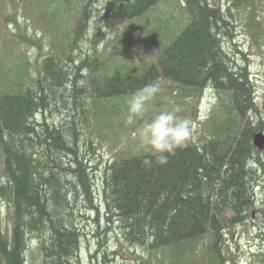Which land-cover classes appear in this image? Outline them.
I'll list each match as a JSON object with an SVG mask.
<instances>
[{
    "label": "trees",
    "instance_id": "1",
    "mask_svg": "<svg viewBox=\"0 0 264 264\" xmlns=\"http://www.w3.org/2000/svg\"><path fill=\"white\" fill-rule=\"evenodd\" d=\"M115 1L107 4L108 25L142 21L148 31L153 49L142 61L106 62L98 48L106 31L99 26L94 36L87 33L88 2L82 1L73 37L60 38L38 77L24 84L23 68L0 91V202L7 204L10 222L6 230L0 209V264H25L33 239L42 264H80L83 234L75 209L80 202L97 208L87 162L95 153L91 116L124 119L125 101L154 81L170 86L193 111L209 87L215 96L197 139L177 148L166 165L157 164L151 151L124 146L105 166L101 196L122 239L148 251L150 264L151 258L157 264H223L222 235L249 224L255 209L264 215V196L260 205L256 197L264 149L254 143L255 133L264 130V109L247 57L239 61L226 47L234 14L217 0ZM165 9L171 16L151 25L152 11ZM261 20L254 9L247 17L256 44L264 39ZM81 41L90 43L89 52L82 53ZM133 42L120 48L131 50ZM160 104L158 96L147 119ZM130 129L126 124L122 131ZM126 260L132 264L134 258Z\"/></svg>",
    "mask_w": 264,
    "mask_h": 264
},
{
    "label": "rangeland",
    "instance_id": "2",
    "mask_svg": "<svg viewBox=\"0 0 264 264\" xmlns=\"http://www.w3.org/2000/svg\"><path fill=\"white\" fill-rule=\"evenodd\" d=\"M82 1L88 0H0V91L8 87L7 82L18 80L23 68L25 69L24 84L36 79L42 70V60L49 54L54 53L60 38L73 37V28L79 15L82 13ZM111 0H90L87 5L89 12L88 30L89 35H93L99 28L106 31L103 40L98 43V48L104 50L106 62L113 65L115 63H130V61H142L153 44L148 37V31L142 30V21L126 22L118 25H108L106 17L107 4ZM174 1L181 0H171ZM226 10L228 7L234 14L232 28L233 36L227 41L226 47L232 54H236L239 61L243 60V54L247 57L248 68L252 75L257 100L262 102L264 109V39L260 44H256L247 28V17L254 11H258V18L264 27V0H250L249 3L241 4L244 0H217ZM112 2H116L112 0ZM246 2V1H244ZM83 3V4H84ZM254 3V8H253ZM85 6V5H84ZM154 17L150 19V24L160 17H170L168 9L157 15L156 10L152 11ZM157 15V16H156ZM158 17V18H155ZM256 18V15H255ZM67 22V26L66 23ZM58 25V27H57ZM67 35H66V34ZM65 36V37H64ZM94 36V35H93ZM134 41L130 44L131 50L122 51L120 46L129 40ZM42 45V48L38 46ZM134 44V45H132ZM84 48L82 53L90 51V43L80 42ZM79 47H74V54L77 59ZM75 59V60H76ZM8 74V77L6 76ZM87 80V79H86ZM84 81V80H83ZM160 95L161 104L157 113L170 110L175 106L181 109L178 115L186 116L192 120L194 134L191 139L198 137L197 130L201 126L209 113L213 102L214 90L209 87L198 103V109H189L186 102L176 99V91L162 87ZM213 90V91H212ZM172 92V93H171ZM89 100V99H88ZM91 109L93 108L90 104ZM156 114V113H155ZM99 116V115H98ZM97 116V117H98ZM93 118V138L95 153L88 155V164L91 166L93 185L96 191L94 205L97 208H89L82 205L75 209L76 222L82 231V248L79 254L80 264H124L126 259L134 258L132 264H150V253L144 248H135L127 244L120 236L118 222L115 218L112 222L108 219L111 214L108 212L105 202L101 196L102 174L106 165L110 164L118 150L124 146H137L140 150L149 151L147 146L141 144L134 136L135 125H129L130 132L122 131L126 126L125 119L117 121L106 117ZM114 133L117 136H114ZM84 147V142L82 143ZM118 147V148H117ZM260 191L256 189V193ZM260 194H257V198ZM84 200V198H82ZM85 201V200H84ZM1 217L4 226L10 227L9 212L6 203L0 202ZM222 235L219 242L220 256L223 264H250L252 260V248L257 249L263 241L260 239L258 231L254 229L253 223L239 224ZM264 241L262 242V244ZM261 244V246H262ZM26 250L25 264H42L43 254L36 240L29 241ZM200 245L198 244L196 250ZM202 250L206 248L201 246ZM204 248V249H203ZM201 250H199L200 252ZM205 250V257H206ZM136 258V259H135ZM154 264L155 258H151ZM254 264L257 261L254 260ZM253 264V263H252Z\"/></svg>",
    "mask_w": 264,
    "mask_h": 264
},
{
    "label": "clouds",
    "instance_id": "3",
    "mask_svg": "<svg viewBox=\"0 0 264 264\" xmlns=\"http://www.w3.org/2000/svg\"><path fill=\"white\" fill-rule=\"evenodd\" d=\"M159 82H150L136 89L125 101L124 119L135 125L133 136L152 152L157 164L163 166L175 150L190 141L194 134L192 120L178 115L179 106L160 111L147 119L155 101L162 94ZM151 160L145 164L151 165Z\"/></svg>",
    "mask_w": 264,
    "mask_h": 264
},
{
    "label": "flooded vegetation",
    "instance_id": "4",
    "mask_svg": "<svg viewBox=\"0 0 264 264\" xmlns=\"http://www.w3.org/2000/svg\"><path fill=\"white\" fill-rule=\"evenodd\" d=\"M260 191L259 194L260 196H258V204L260 205L263 203V196H264V181H263V185H260ZM262 193V194H261ZM264 208V207H263ZM261 210H263L261 208ZM261 210L259 211L260 214H257V210H253L252 215H251V221L248 222L249 224L253 223L254 229L255 231H258V234L260 236V239L264 241V215L262 216L261 214ZM262 241V242H263ZM262 242L260 243V246L257 247V249H253L252 248V260L249 262L250 264H254V260L257 261L256 264H264V243L262 244ZM262 244V246H261ZM236 264H239V262H236Z\"/></svg>",
    "mask_w": 264,
    "mask_h": 264
},
{
    "label": "water",
    "instance_id": "5",
    "mask_svg": "<svg viewBox=\"0 0 264 264\" xmlns=\"http://www.w3.org/2000/svg\"><path fill=\"white\" fill-rule=\"evenodd\" d=\"M254 143L259 149H264V130L255 133Z\"/></svg>",
    "mask_w": 264,
    "mask_h": 264
}]
</instances>
